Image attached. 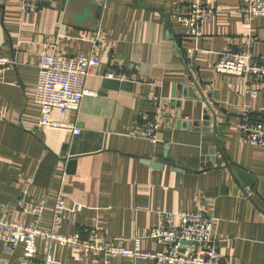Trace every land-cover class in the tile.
<instances>
[{"label":"crops","instance_id":"1","mask_svg":"<svg viewBox=\"0 0 264 264\" xmlns=\"http://www.w3.org/2000/svg\"><path fill=\"white\" fill-rule=\"evenodd\" d=\"M249 1L52 0L28 12L20 0H0V52L15 60L0 77V219L50 229L62 193L70 207L63 234L129 249L139 239L142 250L157 251L165 246L149 233L161 212L200 210L216 219L218 249L229 264H264V144L253 146L237 129L243 105H263L264 92L251 99L250 77L214 68L251 35L264 61V16L242 20ZM193 2L216 9L201 36H188L175 17ZM91 52L102 62L86 83L97 95L85 96L78 110L50 114L81 133L41 126L34 101L41 54ZM180 84L195 97L173 99ZM204 101L215 125L210 132L190 123L203 118ZM144 111L162 125L156 144L137 135ZM39 204L41 217L32 213ZM36 246L38 261L49 251L55 264H154L124 256L104 261L44 240ZM23 254V246L12 251L0 241V264H21Z\"/></svg>","mask_w":264,"mask_h":264},{"label":"built area","instance_id":"2","mask_svg":"<svg viewBox=\"0 0 264 264\" xmlns=\"http://www.w3.org/2000/svg\"><path fill=\"white\" fill-rule=\"evenodd\" d=\"M52 0H20L22 9L36 12L48 6ZM216 9L204 2H193L184 10L177 9L175 17L187 28L188 36H201L202 25L211 21ZM242 20L250 24L255 17L264 16V0H250L241 8ZM259 41L257 36H248L240 48H228L220 56L214 68L218 73L239 77H250L252 83L245 89L246 96L258 98L264 92V61L259 59L253 44ZM93 52L83 56H63L58 53H42L38 68V82L34 88L35 103L40 107L41 126L71 131L80 134L81 129L73 122L50 118L54 109L61 114L68 110H78L85 96H95L97 92L87 87V79L101 65ZM15 66V60L0 52V77L5 71ZM110 76L129 79L126 73L112 72ZM204 109L207 102L204 101ZM136 126L138 137L152 144L158 143V134L162 125L150 112L139 114ZM237 129L242 138L253 146L264 144V104L255 106L244 104ZM249 194V191L247 192ZM70 209L64 195L57 196L52 214L50 229H43L37 224L0 219V241L12 251L23 246L21 264H55L48 251L45 258L38 261L35 257L37 241L44 240L49 246L76 247L90 256L107 261L113 257H131L136 261L151 260L154 264H229L219 252L215 235L216 219L204 211L161 212L159 224L149 233V237L165 246L164 250L144 251L137 239L132 249L123 246H108L96 238L82 237L77 234H63L61 218ZM44 205H35L32 213L41 217Z\"/></svg>","mask_w":264,"mask_h":264},{"label":"water","instance_id":"3","mask_svg":"<svg viewBox=\"0 0 264 264\" xmlns=\"http://www.w3.org/2000/svg\"><path fill=\"white\" fill-rule=\"evenodd\" d=\"M180 90H179V93L175 92L173 93V99L176 98V95H179L180 98L182 97H190V98H193L195 97L194 94L192 93V88H182V84H180ZM178 107H180V102H178ZM192 126H195L196 129H201L203 131H207V132H210L212 129L215 128V125L213 128H211V115L205 110V113H204V116L201 120H198V121H192L190 122ZM212 153H214V150H212ZM63 155H66V153H63ZM66 161H67V164H68V173L71 172L73 173L74 172V169H75V166H76V161H77V157L75 156H72V157H68L66 158ZM143 161L146 163V164H149L151 165L153 168H160L162 166L161 163L159 162H152L151 160L149 159H143ZM210 161V159H209ZM219 161V160H217Z\"/></svg>","mask_w":264,"mask_h":264}]
</instances>
